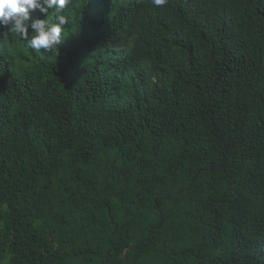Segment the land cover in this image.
<instances>
[{
    "label": "trees",
    "instance_id": "trees-1",
    "mask_svg": "<svg viewBox=\"0 0 264 264\" xmlns=\"http://www.w3.org/2000/svg\"><path fill=\"white\" fill-rule=\"evenodd\" d=\"M62 14L0 30V264H264V0Z\"/></svg>",
    "mask_w": 264,
    "mask_h": 264
},
{
    "label": "clouds",
    "instance_id": "clouds-1",
    "mask_svg": "<svg viewBox=\"0 0 264 264\" xmlns=\"http://www.w3.org/2000/svg\"><path fill=\"white\" fill-rule=\"evenodd\" d=\"M163 6L167 0H151ZM69 0H0V30L14 33L25 47L39 52L62 44L68 20L62 14ZM52 15L54 20L47 18Z\"/></svg>",
    "mask_w": 264,
    "mask_h": 264
}]
</instances>
